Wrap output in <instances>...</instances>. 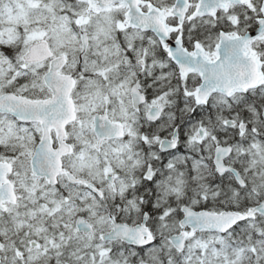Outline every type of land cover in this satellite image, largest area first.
I'll list each match as a JSON object with an SVG mask.
<instances>
[{
	"label": "snow or ice",
	"instance_id": "1",
	"mask_svg": "<svg viewBox=\"0 0 264 264\" xmlns=\"http://www.w3.org/2000/svg\"><path fill=\"white\" fill-rule=\"evenodd\" d=\"M0 264H264V0H0Z\"/></svg>",
	"mask_w": 264,
	"mask_h": 264
}]
</instances>
